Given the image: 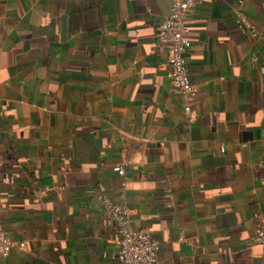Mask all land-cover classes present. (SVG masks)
Masks as SVG:
<instances>
[{
	"label": "crops",
	"instance_id": "obj_1",
	"mask_svg": "<svg viewBox=\"0 0 264 264\" xmlns=\"http://www.w3.org/2000/svg\"><path fill=\"white\" fill-rule=\"evenodd\" d=\"M171 2L0 0V229L25 242L0 264H122L106 198L158 264H264V0L190 12L192 119Z\"/></svg>",
	"mask_w": 264,
	"mask_h": 264
},
{
	"label": "built area",
	"instance_id": "obj_2",
	"mask_svg": "<svg viewBox=\"0 0 264 264\" xmlns=\"http://www.w3.org/2000/svg\"><path fill=\"white\" fill-rule=\"evenodd\" d=\"M201 2L203 0H172L169 13L156 26L158 38L166 43L169 50L168 75L174 88L185 100L184 111L188 119H192L193 104L197 100L199 90L189 72L188 52L191 41L186 32L189 14ZM221 150L224 151V148ZM117 170L120 175L124 174L122 167ZM104 208L119 235L118 261L122 264H158L159 242L147 232L132 225L128 206L106 198ZM253 240L264 246V221L256 226ZM14 248L24 250L25 242L15 240L0 229V256H8Z\"/></svg>",
	"mask_w": 264,
	"mask_h": 264
}]
</instances>
